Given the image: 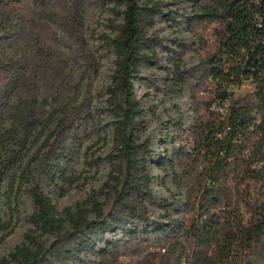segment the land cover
Wrapping results in <instances>:
<instances>
[{
  "label": "trees",
  "instance_id": "16d2710c",
  "mask_svg": "<svg viewBox=\"0 0 264 264\" xmlns=\"http://www.w3.org/2000/svg\"><path fill=\"white\" fill-rule=\"evenodd\" d=\"M36 1L0 0V15L9 24L15 19L21 23L19 32L28 39L22 52L38 62L54 57L57 36L35 21L31 4ZM111 2L123 20L119 36L112 40L117 59L107 100L115 147L106 156L111 164L106 185L115 192V212L107 217L102 204L93 199L90 210H67L62 219L51 198L32 182L28 167L37 160H54L59 168L63 160L64 177L74 160L73 153H66L68 140L72 139L74 148L81 132L97 123L89 112L76 126L83 103L60 119V111L54 110L43 120L39 101L28 84L44 73L41 67L20 71L13 62L0 60V232L8 229L2 217L3 200L11 202L13 195L31 182L34 212L30 221L43 234H58L49 248L28 234L26 242L15 247L1 264H68L93 249L108 232L151 221L147 203H152L154 196L148 185L153 178L148 160L153 151L148 141L138 138L143 110L134 90L140 66L158 65L150 54L146 29L154 26L158 17H166L164 4L155 0L145 4L140 0ZM64 26L78 33L81 18L72 15ZM188 28L199 39L205 56L189 70L178 62L165 84L166 95H180L186 79L195 77L197 81L191 90L196 119L181 132L176 158L182 173L173 176L177 188L187 191L183 222L174 238L164 244L165 252H151L150 237L139 239L140 234L130 232L122 254L115 255L109 245L96 264H172L183 258L202 264L201 259L209 254L212 264H251L249 255L264 252V0H196ZM96 69L95 56L87 55L77 89ZM61 76L58 74V79ZM22 85L30 91L27 98L18 96ZM243 88L248 91L241 92ZM14 99L17 104H12ZM47 131L49 136L23 168L30 150ZM45 149V159H40ZM170 166L174 169L172 162ZM90 213L96 215L95 220L89 219ZM172 227L173 221L155 223L148 226L147 233L165 236ZM5 236L0 237V244Z\"/></svg>",
  "mask_w": 264,
  "mask_h": 264
},
{
  "label": "rangeland",
  "instance_id": "374dc122",
  "mask_svg": "<svg viewBox=\"0 0 264 264\" xmlns=\"http://www.w3.org/2000/svg\"><path fill=\"white\" fill-rule=\"evenodd\" d=\"M148 1L140 0L142 4ZM155 1L164 4L166 17H158L154 26L147 28L146 32L150 54L156 57L158 65L140 66L139 79L135 81L134 90L140 98L143 110L142 118L138 121L143 129L138 133V138L142 142L148 141L153 151L148 160V171L153 176L148 185L154 196V201L147 203L151 221L130 224L125 231L117 229L108 232L102 240L97 241L93 249L83 252L68 264H96L101 252L109 245L114 247L115 255L122 254L125 250L124 243L129 237L127 233L130 232L140 234L139 239L142 236L150 237L151 252H156L174 238L183 222L187 191L185 188H177L173 176L174 173H182L176 158V152L182 145L181 132L191 127L196 119L191 90L197 81L195 77L186 79L180 95H166L165 84L178 62L183 69L189 70L199 64L205 51L200 48L199 39L188 28V18L192 15L196 0ZM31 5L37 24L50 28L57 36L54 57L35 62L33 58L25 56L22 48L28 39L19 32L21 23L15 19L9 24L0 15V60L13 62L20 71L41 67L44 73L37 80L31 79L28 84L32 87L31 93L39 101V114L43 120L54 110L60 111L57 116L60 119L71 114L74 108L83 103V112L79 119L76 118V126L89 112L97 123V126L89 124L81 132L80 140L74 144V148L72 139L68 140L70 148L66 153H73L74 160L64 177L63 160L61 168L56 166L54 160H47L45 163L37 160L28 167L34 178L32 182L38 183L42 191L51 198L58 216L62 219L66 218L67 210H90L93 199L102 204V210L108 217L115 212V192L106 185L111 172V164L106 156L114 150L115 144L113 119L107 111V100L116 71L117 56L112 40L119 36V26L123 20L117 16L111 0H38ZM72 15L81 18L82 26L78 33H72L64 26L65 19ZM89 54L95 56L97 69L90 71L77 89L86 68V56ZM60 73L62 76L58 79ZM240 91L245 93L248 90L243 88ZM29 92L27 85H22L18 96L27 98ZM17 103V99L12 102ZM8 127L9 124L6 125ZM49 134L50 131H47L30 150L23 168L28 165ZM47 151L48 149L41 151L40 159H45ZM165 158L167 160L161 164ZM171 162L174 169L170 166ZM31 184H25L19 193L13 195L11 202H2V217L8 229L0 232V237L6 235L0 244V262L3 258H8L15 247L26 242L28 234L36 237L37 242L45 248H49L58 237V234H43L30 221L34 212L29 193ZM88 217L91 220L96 219L94 213H90ZM170 221H173V227L167 235L154 237L147 233L148 226ZM65 225L66 230H69L70 224ZM248 261L251 264H264V252L259 250L249 255ZM213 262L211 254L208 258L201 259L202 264Z\"/></svg>",
  "mask_w": 264,
  "mask_h": 264
},
{
  "label": "built area",
  "instance_id": "2783aa9c",
  "mask_svg": "<svg viewBox=\"0 0 264 264\" xmlns=\"http://www.w3.org/2000/svg\"><path fill=\"white\" fill-rule=\"evenodd\" d=\"M164 247H165L164 245L161 246V247L159 248V250H161L162 252H165L166 250H165ZM178 264H192V263H191V261L189 262V260H187L186 258H183V259L180 261V263H178Z\"/></svg>",
  "mask_w": 264,
  "mask_h": 264
}]
</instances>
